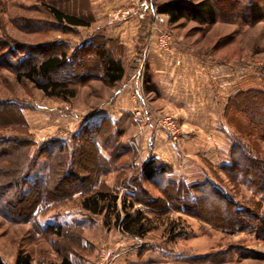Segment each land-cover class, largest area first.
<instances>
[{"label": "rangeland", "instance_id": "rangeland-1", "mask_svg": "<svg viewBox=\"0 0 264 264\" xmlns=\"http://www.w3.org/2000/svg\"><path fill=\"white\" fill-rule=\"evenodd\" d=\"M170 1L0 0V102L16 104L21 113H0V138L11 141L0 146L3 264H15L20 251L32 264H264V196L222 169L234 143L264 165V132L251 116L253 98L264 108V0H238L237 6L208 0L221 8L213 24L204 13L170 22L159 12ZM48 8L88 26L57 24ZM63 50L80 59L61 71L70 77L73 97L46 96L19 79L23 60ZM97 50L121 63V81L106 82ZM96 134L98 153L90 141ZM61 145L63 152L52 158ZM28 159L59 169L44 197L28 200L35 202L29 216L22 200L10 202L13 193H3ZM150 160L167 172L147 182L139 173ZM205 182L239 207L250 227L223 226L213 199L199 208L191 203L197 217L180 210L190 204L183 199L162 207L165 194L182 197L183 185L193 186L196 197ZM96 190L116 197L118 221L110 215L104 225L103 215L83 209V199ZM136 212L147 219L141 236L122 226L125 214Z\"/></svg>", "mask_w": 264, "mask_h": 264}, {"label": "trees", "instance_id": "trees-1", "mask_svg": "<svg viewBox=\"0 0 264 264\" xmlns=\"http://www.w3.org/2000/svg\"><path fill=\"white\" fill-rule=\"evenodd\" d=\"M232 1V0H231ZM235 1V3H234ZM234 6H237L238 0L232 1ZM216 4L210 3L208 0L204 2L195 4V5H187L186 3L180 0H172L164 4L160 9L159 12L161 14L167 15L169 21L175 23L182 19L185 13L189 16V18H194L197 15L204 13L206 15L207 21L210 24L215 22L216 14L218 13L219 7L215 6ZM48 11L53 16L54 20L57 24H66L67 26L71 27H87L88 23L85 19H82L79 16L68 15L63 13L59 10L48 8ZM66 51L52 53L49 52L45 55H41L38 59L27 61L28 59L23 60L24 65L20 70V75L18 76L19 79H25L32 82L35 87L43 92L46 96L52 97H73L74 91H70L68 80L70 79L69 76L63 75L62 69L67 68L72 62L80 61L78 58H67ZM96 59H103V65L101 66V72L103 78L109 84H115L122 80L124 75V69L120 62L112 59L105 58V55L101 52V50H97ZM95 54V55H96ZM27 56V55H26ZM27 61V62H26ZM80 66V65H78ZM53 74L55 77H53ZM59 75V77H57ZM63 75V76H62ZM253 103L255 104V109L253 108L252 111V122L256 128L264 132V108L260 107V103L253 98ZM13 111L17 117H21L19 107L14 103H3L0 102V113L5 110ZM262 110V112H258V110ZM127 114L124 115V117ZM106 119H102L99 121V124H103ZM112 124V123H111ZM93 135V134H92ZM96 137H92L93 140L90 139L91 143L94 144L95 150L98 153L100 145H102V141H100V137L95 135ZM99 140V141H98ZM11 141L6 138H0V146H4L6 144H10ZM104 145V144H103ZM113 146L112 144H110ZM107 146V145H106ZM1 148V147H0ZM64 147L61 145L55 150L50 152V156L55 158L59 153L63 152ZM1 152V151H0ZM99 155V154H98ZM229 162L227 165H223L222 169L228 174L230 179L235 180L236 182L240 183L242 186L245 187L246 190L250 191L251 193L258 194L264 196V165L260 163H254L251 161L250 157L245 151V148L239 144L234 143L233 147L230 149L229 152ZM27 160V164L25 162L24 168L21 169V173L18 176L10 178L7 184L3 186V193L12 194L13 195L9 198L10 202L13 201L14 203L20 202V205H26L25 213L27 216L33 212L35 207V202H29L30 198H42L44 197V186L46 182L49 181L50 177L58 178L59 169L50 167L51 162H36ZM26 165V166H25ZM58 166V165H57ZM159 165L156 164L155 161L150 160L145 162L141 168L139 173V178L144 181H151L155 179L157 176L164 174L167 172L165 167H158ZM55 172V173H54ZM55 174V175H54ZM50 175V176H49ZM59 181L56 182L58 184ZM175 181H171V184L168 183V188L165 192H169V188H172ZM206 185L202 187H198L201 191L199 196L191 197L193 186L188 187L184 186L185 189L182 187V197L179 198H172L168 197L165 194V201L163 202L162 207L168 206H176L182 203L183 200L190 203L188 208L186 209L184 206H179L180 210L187 215L197 217L196 209L194 207H190L191 203L199 208V205L203 206L208 204L207 200H214V205L218 206L219 216L222 218L223 226L235 230H245L250 225L248 224V220L243 218L239 215L240 208L234 206L230 199L226 198L225 195L220 191L217 187L212 185L211 182H205ZM258 186H261L260 189ZM79 190V189H78ZM186 190V193H184ZM163 192V193H165ZM185 194V195H183ZM184 196V197H183ZM171 198V199H170ZM37 200V199H36ZM116 197L111 195V193L101 190H96L95 192L87 195L82 201V207L86 211L95 214V215H103L104 218V225L108 224V219H110V215L115 216V221L119 220V216H117L118 210L116 209ZM207 201V202H206ZM10 202H6L3 206H8L11 208ZM192 206V205H191ZM3 207V208H4ZM191 209H190V208ZM211 207V206H210ZM207 209V212H210V208ZM6 209V208H4ZM7 211V209H6ZM11 214L12 213H8ZM14 214V213H13ZM215 214V213H214ZM217 214V213H216ZM218 216V217H219ZM147 223V219L143 217L140 213L136 212L133 216L129 214H125V218L123 219V230L127 233L132 235L141 236L142 233L145 231L144 222ZM48 227H53V224L49 223ZM63 224H60L61 227ZM58 231V230H56ZM59 232V231H58ZM58 234V233H57ZM0 264H3L0 259ZM15 264H32L31 257L29 254L20 251L15 259ZM61 264H71L67 259H63Z\"/></svg>", "mask_w": 264, "mask_h": 264}, {"label": "crops", "instance_id": "crops-1", "mask_svg": "<svg viewBox=\"0 0 264 264\" xmlns=\"http://www.w3.org/2000/svg\"><path fill=\"white\" fill-rule=\"evenodd\" d=\"M59 220L62 222L63 219H59ZM144 262H147V261H144ZM147 263H148V262H147Z\"/></svg>", "mask_w": 264, "mask_h": 264}, {"label": "built area", "instance_id": "built-area-1", "mask_svg": "<svg viewBox=\"0 0 264 264\" xmlns=\"http://www.w3.org/2000/svg\"><path fill=\"white\" fill-rule=\"evenodd\" d=\"M130 192V191H129ZM131 193V192H130ZM132 193H134V192H132Z\"/></svg>", "mask_w": 264, "mask_h": 264}]
</instances>
